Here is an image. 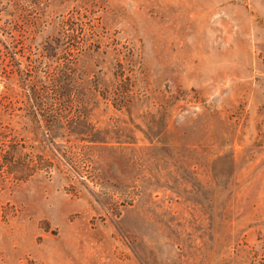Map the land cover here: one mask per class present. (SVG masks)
Instances as JSON below:
<instances>
[{"label":"rangeland","instance_id":"obj_1","mask_svg":"<svg viewBox=\"0 0 264 264\" xmlns=\"http://www.w3.org/2000/svg\"><path fill=\"white\" fill-rule=\"evenodd\" d=\"M10 39L69 59L93 127L16 136L51 165L0 177V264H264V0H0Z\"/></svg>","mask_w":264,"mask_h":264},{"label":"trees","instance_id":"obj_2","mask_svg":"<svg viewBox=\"0 0 264 264\" xmlns=\"http://www.w3.org/2000/svg\"><path fill=\"white\" fill-rule=\"evenodd\" d=\"M76 25L77 32L83 34V26ZM65 30H60L59 33L62 43L79 34L73 35ZM10 36L11 34H8V37ZM7 41L9 44L0 41L2 47L6 49H0V77L4 82L0 91V177L23 181L38 170L47 172L51 163L42 152L36 151L37 146L35 148L33 145H28L27 148L16 136L22 132H30L34 136L44 135L59 148L61 145L59 146L58 141L62 139L68 141L71 135L76 138L74 134H85L87 127L91 130L93 124L90 122L88 110L93 102L89 97L90 92L85 99L75 94L74 87L80 82L75 85L76 79L71 72L69 59L63 60L55 70L46 61L48 55L39 54L42 48L54 49L55 45L50 47V43H41L39 49L38 46H34L33 55H19L13 57L12 62L2 64L4 58L1 55H13L17 51V42H12L11 39ZM18 42L22 51L31 53L32 41ZM61 49L66 52L65 47ZM122 76L127 83L130 81L129 76L124 72ZM82 87L89 89L87 85ZM105 94V97L108 96L106 91ZM79 138L83 139V137ZM69 145L71 147L70 143ZM84 147L85 145L82 144L79 148ZM52 148L65 158L78 175L84 176V155L72 158L73 155L66 153L67 151L72 153L70 149L67 151L62 149L60 152L59 149ZM80 153L84 154L82 150Z\"/></svg>","mask_w":264,"mask_h":264}]
</instances>
